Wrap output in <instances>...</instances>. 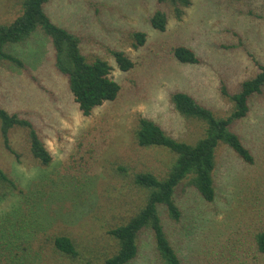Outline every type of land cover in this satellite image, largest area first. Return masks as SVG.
Masks as SVG:
<instances>
[{"label": "rangeland", "instance_id": "rangeland-1", "mask_svg": "<svg viewBox=\"0 0 264 264\" xmlns=\"http://www.w3.org/2000/svg\"><path fill=\"white\" fill-rule=\"evenodd\" d=\"M181 19L170 3L157 0H51L52 21L81 37L89 61L107 60L121 91L113 101L83 115L68 78L55 65L51 40L41 30L10 47L20 66L0 61V103L30 119L53 160L43 165L31 151L29 130L9 131L5 146L0 121V169L17 184L0 179V264H99L119 249L109 230L125 224L147 202L149 190L135 174L168 175L176 155L160 146L143 147L135 130L146 116L178 140L195 143L205 125L177 111L172 94L185 91L227 117L242 81L264 64V0H192ZM24 0H0V22L9 24L23 12ZM168 14L166 31L149 18ZM147 39L138 44L135 32ZM193 48L199 63L180 62L177 45ZM135 62L122 71L113 50ZM233 130L251 149L248 164L225 143L216 151V197L206 201L186 178L175 190L181 219L166 207L160 215L167 234L186 264H264L256 236L264 229V90L250 101L248 115ZM58 236L73 241L77 255L55 245ZM140 251L130 264H165L154 235L145 230Z\"/></svg>", "mask_w": 264, "mask_h": 264}, {"label": "trees", "instance_id": "trees-1", "mask_svg": "<svg viewBox=\"0 0 264 264\" xmlns=\"http://www.w3.org/2000/svg\"><path fill=\"white\" fill-rule=\"evenodd\" d=\"M49 1L51 0H24L21 15L9 24L0 22V61L9 60L22 66L23 61L9 52L10 47L25 42L33 37L34 32L41 30L52 42L55 65L67 76L69 88L79 109L83 115H91L96 107L106 101L115 100L121 91V85L113 77V67L107 60L96 58L89 61L82 52L81 37L52 21L45 9ZM157 1L160 4H172L178 19H181L186 8L193 4L192 0ZM149 21L155 29L166 31L169 17L165 11L157 9ZM135 38L138 44L142 45L147 39V34L138 31L135 32ZM173 53L182 63L200 62L196 51L189 46L177 45ZM113 55L122 71L128 72L134 68V60L124 50L115 49ZM257 64L259 71L242 81L239 91L230 94L224 90L235 103L233 111L227 117L217 116L211 108L188 92L176 91L172 94V101L178 112L187 118L198 119L205 125L204 135L195 143L178 140L149 117L139 118L135 130L139 145L168 148L176 155V161L164 178L152 172L141 171L135 174V183L149 190L147 202L128 222L109 230V233L118 240L119 249L99 264H130L139 254V238L147 229L152 231L157 254L165 264H186L167 234L159 208L164 206L172 219L176 221L181 219L182 211L175 197V190L186 178L206 201L212 202L215 199L216 151L221 143L227 144L243 161L248 164L254 163L255 158L251 149L232 127L235 122L248 115L252 97L263 93L264 64L260 62ZM0 121L1 133L8 149L12 150L9 131L15 126H23L29 130L33 156L43 165L51 163L53 155L30 119L9 112L0 103ZM0 179L14 188L17 187L16 182L2 169ZM55 245L64 254L77 255L75 245L68 236L56 237ZM256 247L260 253H264V229L256 236Z\"/></svg>", "mask_w": 264, "mask_h": 264}]
</instances>
